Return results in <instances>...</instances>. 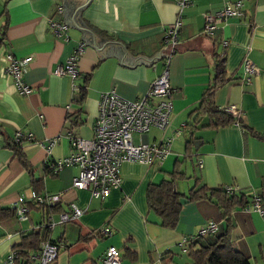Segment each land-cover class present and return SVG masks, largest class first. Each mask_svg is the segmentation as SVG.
<instances>
[{
    "label": "crops",
    "instance_id": "obj_1",
    "mask_svg": "<svg viewBox=\"0 0 264 264\" xmlns=\"http://www.w3.org/2000/svg\"><path fill=\"white\" fill-rule=\"evenodd\" d=\"M229 1L236 0H191L185 6L178 42L168 62L173 87L170 124L164 130L151 127L146 135L132 134L137 141L168 136L170 150L152 164L124 161L120 185L99 198L91 196L90 188L72 186L76 164L57 171L49 164L71 151L68 132L93 136L101 91L114 89L129 99L142 96L164 67V59L160 56L149 65L140 62L132 67L119 64L115 55L102 59L95 47L80 38L79 28L64 22L62 0H6V12H0L5 24L0 45V264L25 232L43 222L40 203L33 200L38 194L57 195L48 202L57 204L50 215L56 221L61 212L71 211L72 203L86 208L78 217L46 228L48 238L61 242L56 264H103L104 251L111 244L120 249L121 264L191 263L190 246L214 241L226 223L215 202L200 197L182 200L176 226L160 224L148 205L146 188L171 177L176 167L184 173L174 177L175 189L182 194L197 176L207 186L232 185L249 195V200L250 194L264 196V0H242V14L218 21L214 36L205 35V14ZM176 11L174 0H89L80 18L97 34L122 42L133 56L150 57L163 46ZM51 18L65 24L62 35L54 33ZM223 39L228 40L225 45ZM79 42H84V48L76 61V77L55 73ZM8 52L31 56L23 73L24 81L33 87L30 93H20L6 72ZM219 55L225 59L227 81L217 87L215 102L234 104L238 115L225 125L194 129L201 143L185 154L188 113L213 79ZM244 58L258 69L249 80L244 77ZM85 76V94L78 99L76 91ZM16 130L31 133L22 142L27 165L7 144ZM20 202L29 207L22 221L14 211V204ZM232 219L233 247L248 256L251 264H264V201L262 211L236 206ZM208 220L215 221L216 230L199 236L198 230ZM103 227L111 232L105 234ZM186 236L195 241L183 242Z\"/></svg>",
    "mask_w": 264,
    "mask_h": 264
},
{
    "label": "built area",
    "instance_id": "obj_2",
    "mask_svg": "<svg viewBox=\"0 0 264 264\" xmlns=\"http://www.w3.org/2000/svg\"><path fill=\"white\" fill-rule=\"evenodd\" d=\"M177 5L176 17L168 27L163 38V46L169 41L178 42L179 31L182 25L183 10L191 0H174ZM242 0L226 2L223 7L215 12L205 14V24L202 32L207 36H214L217 22L224 20L228 16L242 14ZM61 7H58V12ZM50 24L57 35H62L66 29L65 24L60 20L51 18ZM227 39H223L225 45ZM162 46V47H163ZM161 47V48H162ZM84 48V42H79L74 50L67 56L65 61L54 69L57 74H68L71 78L77 75V58ZM160 48V49H161ZM171 45L167 57L164 59V67L160 73L150 82L146 92L142 96L129 99L120 95L114 89L104 90L99 93L97 115L94 122V133L90 138L74 136L68 132L71 141V151L61 159L50 162L49 168L57 171L64 165L76 164L78 172L73 177L72 186L75 188H90L93 197L103 198L109 191L120 185L121 164L126 160H136L147 164H152L162 160L170 150L171 138L164 136L160 141L133 140V133H147L151 127L164 130L171 119L172 93L173 87L169 83V57L174 50ZM8 63L6 72L11 75L13 82L20 93L26 94L33 90L32 85L24 81L23 73L31 56L17 57L12 52L6 54ZM242 66L246 80L250 75L258 71L254 62L249 58H244ZM75 86V84H74ZM229 112L238 115V108L234 104L224 106ZM179 133V130H176ZM31 137V133L24 134L21 130L14 133L15 141H20L22 137ZM49 147V144H47ZM201 164V160H199ZM226 190L232 193L235 187L226 185ZM57 198V195L44 194L34 196L33 200L38 203H48L49 200ZM262 201L264 196L253 194L248 207H253L262 211ZM85 207L71 204V211H63L59 214L58 220L50 217L46 222H42L36 227H52L56 222H65L78 217L83 213ZM17 219L23 220L28 217L29 207L22 202L14 204ZM216 223L213 220L203 225L198 230V235H205L216 230ZM105 234L110 233L109 227L101 229ZM194 237L186 236L182 241H193ZM61 247V242L46 238L41 241L38 249L23 253L19 247H12L3 264H56V257ZM103 264H121L120 249L111 244L107 246L102 257Z\"/></svg>",
    "mask_w": 264,
    "mask_h": 264
},
{
    "label": "trees",
    "instance_id": "obj_3",
    "mask_svg": "<svg viewBox=\"0 0 264 264\" xmlns=\"http://www.w3.org/2000/svg\"><path fill=\"white\" fill-rule=\"evenodd\" d=\"M5 2L6 0H4L1 13L6 12ZM4 27L5 24L2 23L0 45L4 41ZM214 71L213 79L203 90L198 104L188 113L189 121L186 123L185 128L189 132L185 137V154L190 153L191 147H198L201 143V140L193 134L194 129L225 125L233 122L236 117L235 114L226 110L224 106H219L215 102L214 95L217 87L227 81L225 77V59L222 55L217 58ZM87 80L88 76H85V83H82L76 91L78 99H82L85 94ZM23 138L20 141H15L14 138L8 137L7 144L13 149L21 162L27 165V159L22 147ZM176 175H184V173L176 167L173 169L171 177L163 178L159 182H151L146 188L148 205L160 217L161 225L176 226L182 200H192L200 197L215 202L226 223V229L222 233L216 234L214 241L198 248H193L191 245L189 253L192 256V262L185 264H251L248 256L233 247L230 235L233 227L232 211L236 206L248 207L251 201L248 198L249 195L237 192L236 189L230 193L224 185L207 186L197 176H195V184L189 188L188 192L182 194L174 186V177ZM250 196L253 195L250 194ZM56 207L57 204L55 202L40 203V208L43 212V222L49 219ZM46 238H48L46 228L33 227L22 235L21 241L16 247L21 248L23 253H27V247H33L36 250L39 248L41 241ZM194 241L195 239L189 242L193 243Z\"/></svg>",
    "mask_w": 264,
    "mask_h": 264
},
{
    "label": "water",
    "instance_id": "obj_4",
    "mask_svg": "<svg viewBox=\"0 0 264 264\" xmlns=\"http://www.w3.org/2000/svg\"><path fill=\"white\" fill-rule=\"evenodd\" d=\"M88 2L89 0H62L64 22L70 26L79 28L82 32L80 38L85 39V44L89 43L95 47L97 53L102 59L107 55H115L118 58L119 64H127L132 67L136 63L144 62L145 64L149 65L153 60H156L161 55H165L167 57L171 45L174 47L177 45V43H172L169 41L150 57H147L143 54H137L133 56L125 49V46L122 42L105 38L92 31L85 25V23L80 18V10ZM144 134L146 135L147 133Z\"/></svg>",
    "mask_w": 264,
    "mask_h": 264
},
{
    "label": "rangeland",
    "instance_id": "obj_5",
    "mask_svg": "<svg viewBox=\"0 0 264 264\" xmlns=\"http://www.w3.org/2000/svg\"><path fill=\"white\" fill-rule=\"evenodd\" d=\"M3 3H4V0H0V12L2 11ZM1 27H2V18L0 17V30H1ZM133 140L137 141V135L133 136Z\"/></svg>",
    "mask_w": 264,
    "mask_h": 264
}]
</instances>
